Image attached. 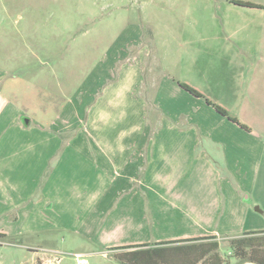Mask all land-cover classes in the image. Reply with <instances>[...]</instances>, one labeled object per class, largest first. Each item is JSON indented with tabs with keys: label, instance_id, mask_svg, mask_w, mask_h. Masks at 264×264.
<instances>
[{
	"label": "crops",
	"instance_id": "0c3cea01",
	"mask_svg": "<svg viewBox=\"0 0 264 264\" xmlns=\"http://www.w3.org/2000/svg\"><path fill=\"white\" fill-rule=\"evenodd\" d=\"M151 70L124 66L101 93H84L81 112L54 95L44 113L41 95L25 94L29 82L0 70V233L24 246L67 230L109 251L215 237L227 264H240L230 241L253 232L238 182L262 162L264 130L242 128Z\"/></svg>",
	"mask_w": 264,
	"mask_h": 264
},
{
	"label": "rangeland",
	"instance_id": "374dc122",
	"mask_svg": "<svg viewBox=\"0 0 264 264\" xmlns=\"http://www.w3.org/2000/svg\"><path fill=\"white\" fill-rule=\"evenodd\" d=\"M238 1L263 9L241 7ZM124 66L144 67L147 74L156 68L168 72L229 109L242 125L263 131L264 0H0V70L29 82L25 94L41 95L43 113L54 95L81 112L86 91L101 93ZM233 69L242 75L236 78ZM232 94L240 100H232ZM261 160L254 167L242 165L246 173L252 169L238 182L251 207L245 232L264 231V214L256 213L264 209ZM4 242L0 264H49V259L77 264L76 254L86 255L88 264H121L115 258L119 251L67 230L35 234L24 246L10 238ZM221 253L228 256L230 249L223 246Z\"/></svg>",
	"mask_w": 264,
	"mask_h": 264
},
{
	"label": "trees",
	"instance_id": "16d2710c",
	"mask_svg": "<svg viewBox=\"0 0 264 264\" xmlns=\"http://www.w3.org/2000/svg\"><path fill=\"white\" fill-rule=\"evenodd\" d=\"M236 5L246 8L260 7L242 1L236 2ZM179 85L191 95L205 99L219 114L248 130V127L231 117L223 107L214 104L196 89L181 82ZM7 238L6 234L0 233V242ZM214 238L206 237L153 245L125 246L110 250L119 251L115 254V258L121 264H227V261L220 256V244L213 240ZM230 246L232 257L240 264H264V231L248 233L243 237L232 239Z\"/></svg>",
	"mask_w": 264,
	"mask_h": 264
},
{
	"label": "built area",
	"instance_id": "2783aa9c",
	"mask_svg": "<svg viewBox=\"0 0 264 264\" xmlns=\"http://www.w3.org/2000/svg\"><path fill=\"white\" fill-rule=\"evenodd\" d=\"M75 257L77 259V264H88L86 255H84V254H76ZM60 260L61 259H58V262H60ZM46 263L53 264V261L49 259Z\"/></svg>",
	"mask_w": 264,
	"mask_h": 264
}]
</instances>
